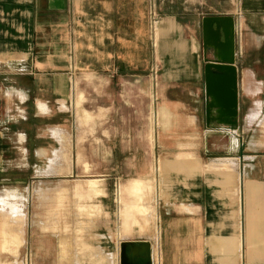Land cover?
Listing matches in <instances>:
<instances>
[{
  "label": "crops",
  "instance_id": "1",
  "mask_svg": "<svg viewBox=\"0 0 264 264\" xmlns=\"http://www.w3.org/2000/svg\"><path fill=\"white\" fill-rule=\"evenodd\" d=\"M148 12V0H0V172L9 155L23 161L68 155L73 139L66 127L44 136L23 122L28 115L46 124L57 114L68 118L76 97L77 106L83 101L79 92L86 79L94 91L106 93L97 108L106 110L107 124L115 119L116 82L124 91L136 79L153 92L151 103L136 107V116L127 102L119 104L127 114L121 140L151 142L134 149L143 163L124 170L132 175L121 185L139 179L132 196L144 198L134 217L120 218V186L109 177L99 181L111 189L90 200L65 191L58 203L49 192L40 198L44 207L37 205L38 224L23 234L24 244L10 231L12 238L0 237V253L26 248L33 264H120L122 244L130 254L148 243L151 264H264V101H252L256 108L261 104L260 115H244L249 94L264 96V0H235L231 12L214 15L234 23V128L215 122L212 112L217 105L227 108L228 99L216 97L214 88L208 99L204 60L214 57L210 49L204 53L203 37L199 54L194 24L169 14L153 30ZM83 118L85 125L91 120L85 110L78 114L80 124ZM136 120L145 127H135ZM114 131L95 138L106 142L108 157L116 155ZM59 182L53 190H67ZM80 206L99 213L83 214Z\"/></svg>",
  "mask_w": 264,
  "mask_h": 264
},
{
  "label": "rangeland",
  "instance_id": "2",
  "mask_svg": "<svg viewBox=\"0 0 264 264\" xmlns=\"http://www.w3.org/2000/svg\"><path fill=\"white\" fill-rule=\"evenodd\" d=\"M234 2L235 0H148V16L153 30L160 18L169 14L185 18L187 24H194L195 29H192L193 35L196 36L199 45V54H201V24H203V20L205 18L215 17L214 15L220 13L225 15V13L231 12L234 7ZM153 75L154 79L155 74L153 73ZM135 81L136 79L128 81L127 85H125L127 88H125L126 90L124 91L122 83L116 82V94L113 100L116 102L117 107L115 111H113L115 112L113 114V116L115 115V119L114 121L110 120L109 124L106 123V110L97 108V105L99 107L104 106V101L107 100L106 93L94 91V87L89 79L84 81L82 90L79 92L80 96H83V101L77 106L79 99L76 97V106L72 107V113L68 118H59L57 114L56 117H51L52 119L48 122L49 124H46V121H44L45 119L42 120L39 117L32 119L31 115H28V121H22L23 124L30 122L33 133L44 136L49 134L50 130L58 133V131L60 132L59 128L61 126L64 128L66 127L67 132L73 140L71 147L68 142V155L65 158L61 156L32 157L29 155L27 160L23 161L22 158H11L9 155L3 159L5 165L3 171L0 172V230L3 225L9 227L3 231L2 234L0 233V237L21 239V245H23V234L26 233L28 228H34L37 223L35 220L36 215H38L36 214L38 213L37 205L39 209L44 207L40 203L41 197H48L49 192H51L53 195L52 198H56V202L58 203L64 200L65 191L67 197L83 198V200L86 198L90 200L93 197H100L103 195V191L106 188L109 187V189H111L110 185L107 186L106 183L102 185L103 183L99 181L106 180L108 179L107 177L110 179L107 180L108 182L117 184V187L120 186V188H117L120 218L123 217V214H127L129 219L134 217V214L138 212L136 211L138 210L137 208L143 206L138 204V200H144V198L138 195L132 196L133 193L131 188L139 182V179L130 181L127 186L121 185L132 175L128 172H124V170L127 166L143 163V158L133 156L134 149L142 148L141 146L144 145L150 146L151 142L148 139L138 141H133L132 139H127L126 141L121 140L120 137L122 136L120 132L123 130L122 128L124 125L122 117L126 120L127 114L125 113V117L122 115V105L119 104L127 102L128 108H130L128 111L136 116V112L139 111L136 107L139 105L141 106L143 103H151L153 100V92L149 91L148 94L145 87H142V85ZM99 88L103 89L101 86ZM79 93H77V95ZM249 95L246 99L244 115L249 111L254 113L259 110V113L260 108H262V106H260L261 104H257L258 107L256 108L252 106V101H264V96L262 95L256 97ZM83 110L87 111L91 116V120L86 125L85 118L81 120L82 125L78 120V114H81ZM24 119H26V117H23L21 120ZM134 122L137 124L135 127H139V130L145 127L142 124L143 121L136 120ZM134 122L131 121L129 125L134 127ZM23 124L16 125L18 131H24ZM126 125L127 124L124 126L127 127ZM110 129H115L116 131H114L116 141L112 142L116 148V155L113 157H108L107 155L108 149L106 142L95 139L97 137H102L101 134ZM10 131H16V128L12 127ZM134 135L137 134H133L132 136ZM10 139L11 138H9V140ZM9 140H7V142H10ZM12 142L14 143L15 141L12 140ZM32 143L34 144V142ZM35 143L37 147L38 141H35ZM122 149L127 151L125 156L122 155V151H120ZM11 159H13V161H11ZM113 168L114 172H111ZM59 181L66 184L67 190H53L58 187ZM146 190H150L149 193L151 197L153 195V189L150 188ZM79 210L83 214L89 216H95L99 213L97 208L91 206H80ZM131 222H134L133 219H131ZM152 223L153 227H155V222L152 221ZM20 230L22 234L21 237H18V231L20 232ZM10 231L12 237H10ZM2 250L4 252L3 254L0 253V258L3 260L2 264H33L32 253L26 251V248H23V253H18V248L16 252L8 249ZM12 256L18 259L15 258V260H13Z\"/></svg>",
  "mask_w": 264,
  "mask_h": 264
},
{
  "label": "water",
  "instance_id": "3",
  "mask_svg": "<svg viewBox=\"0 0 264 264\" xmlns=\"http://www.w3.org/2000/svg\"><path fill=\"white\" fill-rule=\"evenodd\" d=\"M234 23L230 17H211L205 18L202 24V37L204 53L207 50L212 51L213 60L205 59L204 76L207 86L208 99L211 96V91L214 88L216 97L219 93L225 95L228 99L227 108L217 105L212 112L217 125L234 128L237 125L238 117V101L236 99V68L234 65L235 40H234ZM223 37V40L221 39ZM221 79V81H219ZM226 88V89H225ZM206 114L210 115V105H207ZM229 115V120H225L224 116ZM147 249L137 253L135 249L129 254L126 249V244L121 245L120 249V264H151L148 243H143ZM134 248L133 244H130ZM140 247L139 244L135 245ZM142 256L139 258V256Z\"/></svg>",
  "mask_w": 264,
  "mask_h": 264
},
{
  "label": "bare ground",
  "instance_id": "4",
  "mask_svg": "<svg viewBox=\"0 0 264 264\" xmlns=\"http://www.w3.org/2000/svg\"><path fill=\"white\" fill-rule=\"evenodd\" d=\"M140 248H146L144 245H140V247H136V252L138 253L139 252V250H140Z\"/></svg>",
  "mask_w": 264,
  "mask_h": 264
}]
</instances>
